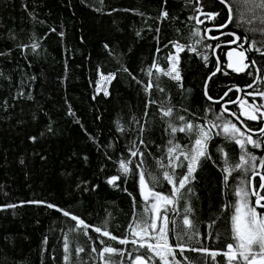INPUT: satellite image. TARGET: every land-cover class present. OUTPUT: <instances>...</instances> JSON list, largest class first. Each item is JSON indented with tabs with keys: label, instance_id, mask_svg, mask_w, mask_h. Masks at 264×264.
<instances>
[{
	"label": "trees",
	"instance_id": "1",
	"mask_svg": "<svg viewBox=\"0 0 264 264\" xmlns=\"http://www.w3.org/2000/svg\"><path fill=\"white\" fill-rule=\"evenodd\" d=\"M261 2L225 0L233 16L228 28L259 57ZM198 11L217 14L215 22L226 17L215 0H0V264H133L137 255L160 264L147 247L157 243L156 230L149 228L141 239L129 227L139 232L153 222L156 229L167 227L180 264H228L227 256L213 259L210 253L234 242L236 191L246 189L254 161L235 167L241 148L225 138L226 117L202 98L210 63L194 22ZM176 45L183 46L176 55L178 81L163 74ZM258 65L257 75L263 68ZM97 74L112 77L107 95L95 92ZM169 108L172 114L165 116ZM188 124L193 131H179ZM195 126L211 137L208 155L180 198L156 211L155 199L140 195V174L153 192L171 196L173 184L164 173L177 187L188 174L182 152L190 153ZM112 176L120 179L109 184ZM73 216L89 227L78 226ZM185 216L191 225L184 224ZM125 238L128 243H119ZM105 247L118 251L102 257Z\"/></svg>",
	"mask_w": 264,
	"mask_h": 264
},
{
	"label": "snow or ice",
	"instance_id": "2",
	"mask_svg": "<svg viewBox=\"0 0 264 264\" xmlns=\"http://www.w3.org/2000/svg\"><path fill=\"white\" fill-rule=\"evenodd\" d=\"M221 2H225V0H221ZM245 2H248V0H245ZM260 8H264V0L258 5ZM230 16H229V22L232 21L233 16L231 15L232 9L229 8ZM164 16H167V13H163ZM217 14H210L208 16L209 19H215V16ZM197 23H203V21L197 20ZM225 25H221V27H224ZM198 34V33H197ZM215 39V37H212ZM232 43H235V41H232ZM35 48L36 45H33ZM177 51H182L183 46L182 45H176ZM194 50V49H193ZM259 50V49H257ZM235 52V55L240 58L241 62L243 58L245 57L244 51ZM233 56V52H229V59L231 61V58ZM170 61H172L171 68L168 69L167 72H163L162 69H160L156 64L153 65L154 68H156L157 71L163 72L164 75L170 76L174 80H180V73L177 68V57H170ZM205 59H207L205 57ZM229 67H234L232 63H229ZM247 64H242V66L235 67L236 71H243L244 68H247ZM219 71V68L217 69ZM215 75V73H213ZM104 79L111 80L112 77H104ZM151 85H149L150 87ZM251 87V85H249ZM107 95V92H105ZM207 94V93H206ZM227 95V93H225ZM257 95L264 96V92L257 93ZM211 99V97H209ZM226 111V109H225ZM259 108H254L251 113L249 112H243L242 114L247 116L250 120H257L259 117L256 115L257 112H259ZM165 116H170L172 114V109L169 108L163 113ZM235 115V114H234ZM261 116H264V113H260ZM181 120H184V117H180ZM217 119H220V117H217ZM212 127H220V125L212 124ZM196 129H198L197 132V138L195 139L194 145L190 149L189 152H182V155L186 160H188V174L185 175L183 178L179 179L178 187L174 183L172 176L169 175L168 172L164 173V178L170 183L173 184V190L171 193V196H165L162 193L159 192H153L150 188L147 187L145 183V176L144 173L141 172L140 174V184H141V193L144 196V199L147 201L149 197H153L155 199V203L152 204V208L156 211H159L161 207H164L167 204H174L177 199L180 198L181 193L180 189H183L185 185L189 182V177L192 175L193 172H195L196 167L198 163L200 162L201 158L207 157V142L211 139L209 133L204 130L201 126H195ZM193 131L194 126L192 124L186 125L185 128H180L179 131ZM222 130L226 134L225 138L234 140L236 144H238L241 148L242 155L240 156L241 164H237L235 167L240 168L242 164L247 163L249 160L255 161L256 157L250 153L247 152L246 146L252 145L255 148L261 147V141H258L256 139H253V136L251 134H248L251 132V129H246L245 131H242L239 127H237L236 124L231 122H225L222 125ZM172 131L176 132L177 129L175 127H172ZM259 135L261 137H264V128H260ZM33 139H35L33 137ZM179 148V145H175L173 147L169 148V154L171 155L173 152H175ZM221 152H224V149H220ZM137 153L133 152L132 155L135 156ZM226 157V163H227V153H224ZM247 158V159H246ZM261 164H264V160L260 161ZM120 169L124 173H128L130 171V168L128 166V163H125L124 161H121L120 163ZM225 172L229 171V168L225 167ZM118 179H120L119 176H112L109 180V184H114ZM261 179H264V177H261ZM225 180H227V176L225 177ZM261 189H264V184L260 185ZM236 194L240 199L236 202L235 205V212L234 215L231 218L232 221V235H233V243H229L227 245V252L224 253H217V252H211L210 255L213 259L218 254H222L227 256L228 258V264H233V262H237L239 264V261H243V264H264V214L258 213L255 206H251L248 203V193L242 188H238L236 191ZM252 195L256 196V205L264 208V204L261 203L262 200H264V196L259 195V193L253 192ZM10 207H14V205H10ZM48 207H54V205L49 204ZM62 211V210H61ZM187 211H191V209H187ZM64 215L68 216L70 215L69 212L64 211ZM73 220L77 221L78 226H83L84 228L89 227L88 225L84 224V221L79 219L78 217L73 216ZM165 225L167 224V216H164ZM184 224L185 225H191V221L188 219L187 216L184 217ZM130 230L132 231V234L134 236H139L141 239H143L144 235H148V229L151 228L152 230H157L155 222H153L151 225H145L141 231H137L136 228H133L131 225L129 226ZM140 226L137 225V228ZM98 233H102L104 236H109L111 239L116 240L117 237L112 236L110 232L108 231H102L101 228L97 227L94 229ZM159 236L156 237L157 243L153 245L152 243H147V247L150 251L154 252L156 256L160 258L161 261L164 262V264H173V261L175 264H180L179 261H175V256L173 253V248L171 245L167 242V227L163 226L158 229ZM160 241H163L161 244ZM133 243H136L135 240L132 241ZM121 244L128 243V240L121 239L119 241ZM145 243H141L140 247H144ZM177 247L181 248L183 250V245H177ZM68 250V244L65 243V251ZM95 250V249H94ZM193 251H203L208 252V249H192ZM77 251H83V249H77ZM118 250L113 247H105L103 251L100 253V255L103 257L104 253H116ZM168 256H172V261L168 260ZM67 260V257H65ZM149 260L151 257L148 258ZM133 264H147V261L145 260L144 256L137 255L135 260L133 261Z\"/></svg>",
	"mask_w": 264,
	"mask_h": 264
},
{
	"label": "flooded vegetation",
	"instance_id": "3",
	"mask_svg": "<svg viewBox=\"0 0 264 264\" xmlns=\"http://www.w3.org/2000/svg\"><path fill=\"white\" fill-rule=\"evenodd\" d=\"M225 5L229 11V6L226 3ZM221 6L226 12L225 18L220 15V20L216 22L213 19H209L207 16L198 17L196 20L194 19L195 25L197 24V20L203 21V23H199L196 26L201 27L202 36L207 42L205 52L207 53L206 55H208L207 59L210 63V66H206V68L209 67L207 68L202 82L201 94L207 108L212 107L213 109H217L220 114L226 117V122L236 124L242 131L251 129V132L248 134H251L253 139L261 141V147L259 148H255L250 144L247 145L252 149L251 151L256 159L253 162L254 170H252L247 177L245 191L248 193L249 205L255 206L258 213L264 214V208L256 205V196L252 195V193L255 192L264 196V189L260 187L261 184H264V179H261V177H264V164L260 163L261 160H264V137H261L258 131L260 128H264V116L260 115V113H264V96L257 95V93L264 92V61H262L264 59V54H260L259 57L254 53H250L249 50L246 51V48H244V39L239 38L236 33L228 28L229 19L225 28L220 30L210 29L221 26L227 19L228 12L226 7L222 4ZM208 13L209 15L211 14L210 12ZM207 28H209V30H207ZM205 30H207L206 35L204 34ZM212 37H215V39ZM232 41H235V43H232ZM229 43L230 45H228ZM235 49L245 52V57L240 64H236L232 58L231 61L229 59V51ZM229 63H232L234 67H229ZM258 63L259 65L262 64L263 68L261 74L257 75L254 68H256ZM242 64H247V68L249 69L244 68L243 71H236L235 67L242 66ZM217 67L219 71H216L215 75H211ZM235 76H240V78L235 80ZM215 80L218 81L216 87L210 86L209 83H213ZM249 85H251V87H249ZM225 93H227V95H225ZM209 97H211V99H209ZM241 107H245L247 111L250 112H252L254 108H259L260 111L256 113L259 118L257 120L248 119L247 116L242 114ZM252 173H258V175L252 176L249 181V176ZM261 203L264 204V200H262Z\"/></svg>",
	"mask_w": 264,
	"mask_h": 264
},
{
	"label": "water",
	"instance_id": "4",
	"mask_svg": "<svg viewBox=\"0 0 264 264\" xmlns=\"http://www.w3.org/2000/svg\"><path fill=\"white\" fill-rule=\"evenodd\" d=\"M217 2H219V3H221L222 5H224L225 7H226V10H227V12H228V16H227V19H226V21H225V23L224 24H221V25H225L224 27H221V26H217V27H214V28H210V29H215V30H220V29H222V28H225L226 27V25H227V23H228V19H229V11H228V8H227V6L225 5V3L223 2H221V0H216ZM201 16H209V13L208 12H198L197 14H195V20L198 18V17H201ZM197 24H199V23H197ZM196 24V25H197ZM207 30H209V28H207ZM207 30H205L204 31V34L206 35V31ZM228 45H230V43L228 44ZM235 51L236 52H239V51H241V50H236L235 49ZM229 52H233V56H232V59H233V61H235V63L236 64H240L241 63V60H240V58L239 57H237L236 55H235V52L233 51V50H230ZM243 61V60H242ZM218 68V67H217ZM217 68L211 73V75L213 74V73H215L216 71H217ZM241 112L243 113V112H249V113H251L250 111H247V109L245 108V107H241ZM254 175H258V173H252L250 176H249V181H250V179H251V177L252 176H254ZM140 195L144 198V196L142 195V193H141V185H140Z\"/></svg>",
	"mask_w": 264,
	"mask_h": 264
},
{
	"label": "rangeland",
	"instance_id": "5",
	"mask_svg": "<svg viewBox=\"0 0 264 264\" xmlns=\"http://www.w3.org/2000/svg\"><path fill=\"white\" fill-rule=\"evenodd\" d=\"M173 52H174L175 54L173 53L172 55L169 56V58H170V57H177L176 55H177L178 51H177L176 46L173 47ZM169 58H168V64H167V68H166L165 72H167L168 69L171 68V66H172V61H170ZM108 76H111V75H109V74H108V75L97 74V78H96V81H95V87H94L95 92L105 93V91H106V87H107V84H108V81H109V80L104 79V77H108ZM155 202H156V201H154L153 203H155ZM159 228H160V227H159ZM159 228H157V230H156V232H157V236H159V232H158V229H159ZM160 243L162 244L163 241H160ZM155 244H156V243H155ZM155 244H154V245H155ZM226 251H227V250H226ZM160 264H164V262L160 260Z\"/></svg>",
	"mask_w": 264,
	"mask_h": 264
}]
</instances>
